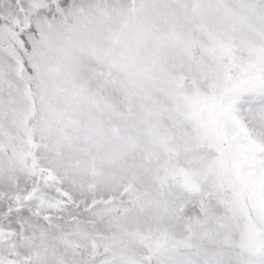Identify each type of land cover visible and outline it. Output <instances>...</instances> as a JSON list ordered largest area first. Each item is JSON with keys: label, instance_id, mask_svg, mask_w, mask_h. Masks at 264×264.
Returning <instances> with one entry per match:
<instances>
[{"label": "snow or ice", "instance_id": "obj_1", "mask_svg": "<svg viewBox=\"0 0 264 264\" xmlns=\"http://www.w3.org/2000/svg\"><path fill=\"white\" fill-rule=\"evenodd\" d=\"M0 264H264V0H0Z\"/></svg>", "mask_w": 264, "mask_h": 264}]
</instances>
